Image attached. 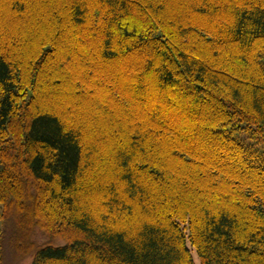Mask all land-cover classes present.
<instances>
[{
    "label": "trees",
    "instance_id": "obj_1",
    "mask_svg": "<svg viewBox=\"0 0 264 264\" xmlns=\"http://www.w3.org/2000/svg\"><path fill=\"white\" fill-rule=\"evenodd\" d=\"M7 246L264 264V0H0Z\"/></svg>",
    "mask_w": 264,
    "mask_h": 264
},
{
    "label": "rangeland",
    "instance_id": "obj_2",
    "mask_svg": "<svg viewBox=\"0 0 264 264\" xmlns=\"http://www.w3.org/2000/svg\"><path fill=\"white\" fill-rule=\"evenodd\" d=\"M35 239L38 243H45L47 238L41 234L40 231L37 232ZM10 248L7 246L4 250V264H32L33 257L32 256H26L24 258H21L17 256L14 252L11 253L12 250H9ZM194 258L196 261V264H200V259L197 255V253L194 251Z\"/></svg>",
    "mask_w": 264,
    "mask_h": 264
}]
</instances>
